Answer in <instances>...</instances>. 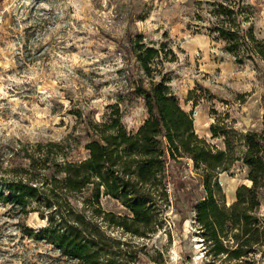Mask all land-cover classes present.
Wrapping results in <instances>:
<instances>
[{
  "label": "rangeland",
  "instance_id": "1",
  "mask_svg": "<svg viewBox=\"0 0 264 264\" xmlns=\"http://www.w3.org/2000/svg\"><path fill=\"white\" fill-rule=\"evenodd\" d=\"M207 1L0 0V155L6 160V177L12 178L13 168L27 169L28 174L21 173L20 178L32 180V186L42 192L28 199L25 216L9 212L10 205H0V264L66 261L45 237H36L51 219L59 222L53 204L48 206L50 196L43 193L46 177L38 168L44 164L37 160L32 169L28 159L11 156V149L24 148L36 155V143L59 142L74 132L66 142L65 158L86 155L83 144L87 139L78 135V114L100 121L108 111L106 106L124 94L120 40L126 33L140 36L147 46H164L156 79H165L190 114L194 134L202 144L213 153L226 151V162L215 171L212 186L219 184L221 191L215 196L221 208L230 212L237 188L251 184L242 161L246 150L242 137L248 130L263 132L264 82L260 75L264 62L245 58L238 63L225 51L214 31V18L207 12ZM232 1L240 7L243 30L264 44V0ZM245 16L249 21H244ZM169 50L175 54L173 61H168ZM145 118L139 100L125 110L122 122L135 130ZM57 160L62 164L64 156ZM199 172L190 159L179 167L178 174L195 181L179 202L174 201L172 184H168L167 196L154 204L153 232L145 237L108 226L97 216L95 210L128 213L120 202L102 195L97 205L78 194L60 193L61 211L66 213L64 205L69 204L99 225L105 235L128 243L120 245V255H106L104 264L110 260L114 264H196L197 251L203 256L200 264H264V197L249 211L253 220L247 225L253 227L251 235L258 242L240 258L228 260L226 252L237 248L245 228H231V236L220 238L214 247L204 242L195 224L196 208L204 196ZM6 184L0 182V190H6Z\"/></svg>",
  "mask_w": 264,
  "mask_h": 264
},
{
  "label": "trees",
  "instance_id": "2",
  "mask_svg": "<svg viewBox=\"0 0 264 264\" xmlns=\"http://www.w3.org/2000/svg\"><path fill=\"white\" fill-rule=\"evenodd\" d=\"M207 2L210 6L207 12L214 18V31L224 42L225 51L232 54L238 63H243L245 58L264 62V44L251 31L243 30L240 7L237 8L232 0ZM245 19V22L249 21L248 16ZM120 44L124 63L120 75L126 83L122 90L124 94L106 106L108 111L100 121L78 114V135L87 139L83 144L84 157L76 160L65 158L66 142L74 132L59 142L36 143V155L24 148L11 149V156L21 155L28 159L32 169H35L37 160L44 164L38 168L46 177L43 193L50 196L48 206L53 204L59 222L51 219L47 227L36 234L37 239L45 237V242L60 257L66 258L63 264H104L106 255H120V245L128 243L105 235L99 225L69 204L64 205L66 213L62 212L59 194H78L97 205L100 195L116 200L128 213L95 210V214L101 216L108 226L121 228L131 236L145 237L153 232L154 204L157 198L167 196L169 183L174 190L175 202L187 196L195 180L178 174V169L190 159L200 170L204 189L195 218L204 242L213 243L214 247L220 238L231 236V228L242 225L245 229L237 248L226 252L228 260L240 258L246 248L258 242L251 235L253 227L247 228V225L253 220L249 211L257 208L260 197H264V120L263 132L248 130L242 137L246 147L242 161L248 167L247 176L251 184L237 188L236 201L230 206V212L225 211L215 196L221 188L217 182L212 186V178L215 171L225 164L227 153H213L202 144L194 134L190 114L166 86L165 79H156L164 46H147L140 36L131 37L128 33L121 38ZM169 51L168 61H173L175 54ZM260 77L264 82V73ZM139 100L146 118L135 130L127 129L122 122L125 110ZM60 155L64 156L62 164L57 160ZM5 163L0 155V182L7 183L6 190H0V205H10L9 212L15 210L25 216L28 199H35L42 192L37 185L32 186V180L25 182L20 178L21 173L28 174L27 169L13 168L12 178L6 177ZM22 226L23 230H28L25 224ZM106 264H114V261Z\"/></svg>",
  "mask_w": 264,
  "mask_h": 264
},
{
  "label": "bare ground",
  "instance_id": "3",
  "mask_svg": "<svg viewBox=\"0 0 264 264\" xmlns=\"http://www.w3.org/2000/svg\"><path fill=\"white\" fill-rule=\"evenodd\" d=\"M189 222V221H188ZM187 222V223H188ZM172 255H173V259H176L177 258V252H176V250L175 249H173L172 250ZM196 256H195V258H194V261H195V263L196 264H200L201 263V261H202V255H201V252L200 251H197V253L195 254Z\"/></svg>",
  "mask_w": 264,
  "mask_h": 264
}]
</instances>
